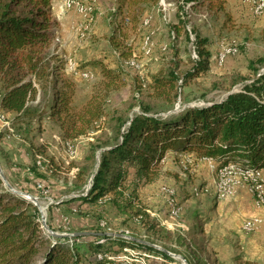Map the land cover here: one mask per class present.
<instances>
[{
	"label": "rangeland",
	"instance_id": "374dc122",
	"mask_svg": "<svg viewBox=\"0 0 264 264\" xmlns=\"http://www.w3.org/2000/svg\"><path fill=\"white\" fill-rule=\"evenodd\" d=\"M216 1H223L224 9L185 6L187 29L197 30L208 40L205 47L211 52L210 66L181 86L174 109H164L162 99L151 97L148 87L141 90L139 100L134 91L139 82H150L158 71H169L173 62L183 73L191 68L193 57H198L195 34L191 33V40L181 35L172 41L171 30L178 21L181 3L161 0L162 8L152 7L146 12L140 29L123 25L119 37V21L114 22L113 17L118 0H52L54 38L46 51L53 56L52 65L63 67L57 73V83L62 86L65 79L74 82L76 109L94 97L101 99L105 120L87 134L64 138L61 120L49 117L47 107L41 119L14 125V115L0 106L1 167L15 189L37 197L46 217L44 227L40 212L44 234L69 238L67 244H72L75 232L130 236L166 250L171 257L127 248L113 254L121 264H194L198 260L233 264L238 258L264 264V203L258 202L251 181L242 175L244 168L235 162L218 167L214 159L196 152L168 150L160 161L156 181L141 183L136 198L128 196L134 183L126 190V196L134 199V209L109 203L59 204L90 187V176L102 150L95 152L94 159L95 147L113 140L111 124H116V116L127 120L141 110L142 103L155 105L164 116L177 115L185 107L203 104V100L223 99L253 80L257 70L264 71V9L256 13L251 0ZM101 65L120 71L121 79L107 86L109 79L102 74ZM225 166L228 172L222 176L220 169ZM83 168L87 183L76 182V174ZM256 175L264 184V168ZM222 180L229 182L227 189ZM138 209L147 215L137 216ZM256 220H261L258 228L248 225ZM152 223L156 227L149 230ZM83 250L88 249L83 246Z\"/></svg>",
	"mask_w": 264,
	"mask_h": 264
},
{
	"label": "trees",
	"instance_id": "16d2710c",
	"mask_svg": "<svg viewBox=\"0 0 264 264\" xmlns=\"http://www.w3.org/2000/svg\"><path fill=\"white\" fill-rule=\"evenodd\" d=\"M160 1L118 0L113 14L114 22L119 21L118 31L123 25L135 31L140 29L146 12L152 7L162 8ZM177 3H181L180 14L172 26V41L181 35L191 40V33L195 34L198 57H193L191 68L183 73H179L178 63L173 62L174 67L169 71H158L150 82H139L134 91L139 100L141 90L148 87L152 90L151 97L162 99L164 109H174L181 86L210 66L211 52L205 47L208 40L197 30L187 29L185 6L224 9L223 1L216 0H177ZM51 10L52 0H0V84L3 87L0 106L14 115V125L41 119L43 108L47 107L49 117L58 116L61 120L64 138H75L89 133L98 122L105 120V107L101 99L94 97L76 109L73 107L74 82L65 79L62 86L58 85L57 73L63 67L52 65L53 56L46 51L54 38ZM102 74L109 79L107 86L121 79L120 71L104 65ZM203 102L197 107H185L173 116H164L155 105L143 103L141 110L127 120L113 116L114 138L106 145L95 147L94 159L95 152L102 150L90 176V187L59 204L109 203L134 209V199L126 196V190L134 183L128 196L136 198L141 183L156 181L161 173L160 161L168 150L196 152L201 157L214 159L218 167L235 162L244 169L264 168V71L257 70L253 80L223 99ZM84 173V168L77 172L76 182L87 183ZM129 176H132L130 180ZM121 199L128 201L121 204ZM136 211L142 218L147 215L143 210ZM155 227L152 223L148 228ZM68 239L44 234L38 206L11 191L0 176V264H121L113 254L127 248L148 249L171 259L165 251L119 236L80 235L72 237V244L65 243ZM83 246L88 250L82 252ZM194 264L209 262L198 260ZM233 264L254 263L238 258Z\"/></svg>",
	"mask_w": 264,
	"mask_h": 264
},
{
	"label": "bare ground",
	"instance_id": "6f19581e",
	"mask_svg": "<svg viewBox=\"0 0 264 264\" xmlns=\"http://www.w3.org/2000/svg\"><path fill=\"white\" fill-rule=\"evenodd\" d=\"M251 3L253 4L254 10H255V8H258V7L261 6L259 12L263 11V9H264V0H251ZM231 167H233V166H231ZM225 169H228V168L225 166V167L220 169V173H221L222 176L226 175V174H224V170ZM242 171H243L242 175H244L247 180L251 181L250 182V188L253 190L254 194L256 195V199L258 200V202L259 203H264V184H262V181L257 178V175H256L257 170L242 169ZM224 182L225 181L222 180V184H223L222 186H224V189H225ZM260 222H261V220H256L255 223L254 222H250L248 225H252L254 227V229H256V228H258V227H256V226H258V224H259V226L261 225ZM245 229L251 230L253 228H248V227L245 226Z\"/></svg>",
	"mask_w": 264,
	"mask_h": 264
},
{
	"label": "water",
	"instance_id": "95a60500",
	"mask_svg": "<svg viewBox=\"0 0 264 264\" xmlns=\"http://www.w3.org/2000/svg\"><path fill=\"white\" fill-rule=\"evenodd\" d=\"M0 176H1L2 179L4 180L5 184L10 188V190H12L14 193H16V194H18V195H20V196H22V197L28 199L29 201H31V202H33L34 204H36V205L39 206L40 212L42 213V223H43V226H44V227H47L45 213H44V211H43L42 206H40V205L38 204L37 197H35V196L31 195V194H28V193H26V192H23V191H20V190L15 189V188H14V187L8 182V180H7V178H6L5 174H4V171H3L2 167H1V164H0ZM50 233L53 234V235H60L59 233L54 232V231H52V230H50ZM88 234H91V232H75L73 235H75V236H80V235H88ZM110 235H111V234H110ZM128 238H130V239H132V240L140 241L141 243L149 244V243H147V242H145V241H143V240H140V239H137V238H134V237H130V236H129ZM149 245H150V244H149ZM154 247H155V246H154ZM156 247H157V246H156ZM160 250H161V249H160ZM162 251H165V252L167 253L166 250H162ZM178 256L181 257V258H183L181 255H178ZM184 261H185V260H184Z\"/></svg>",
	"mask_w": 264,
	"mask_h": 264
},
{
	"label": "built area",
	"instance_id": "2783aa9c",
	"mask_svg": "<svg viewBox=\"0 0 264 264\" xmlns=\"http://www.w3.org/2000/svg\"><path fill=\"white\" fill-rule=\"evenodd\" d=\"M260 7H261V6H260ZM260 7L255 8V12H256V13H259ZM229 170H230V169H229ZM227 172H228V170L224 171V174H226ZM224 184H225V189H227V186L229 185V182H224ZM262 222H263V220H262ZM256 227H259V224H258V226H256Z\"/></svg>",
	"mask_w": 264,
	"mask_h": 264
},
{
	"label": "crops",
	"instance_id": "0c3cea01",
	"mask_svg": "<svg viewBox=\"0 0 264 264\" xmlns=\"http://www.w3.org/2000/svg\"><path fill=\"white\" fill-rule=\"evenodd\" d=\"M8 114H11V113L8 112Z\"/></svg>",
	"mask_w": 264,
	"mask_h": 264
}]
</instances>
